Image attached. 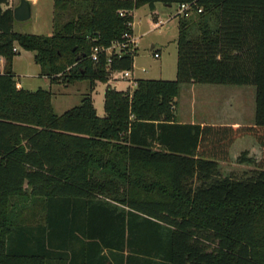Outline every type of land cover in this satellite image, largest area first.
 Segmentation results:
<instances>
[{"label": "trees", "instance_id": "obj_1", "mask_svg": "<svg viewBox=\"0 0 264 264\" xmlns=\"http://www.w3.org/2000/svg\"><path fill=\"white\" fill-rule=\"evenodd\" d=\"M11 1L0 0V264H75L79 245L88 264H264V0H54L52 36L15 33ZM156 4L193 7L179 16L176 80L108 88L99 117L96 82L132 72L137 54L94 63L93 48L129 31L121 11ZM17 47L52 85L90 82L80 106L57 115L50 90L20 88ZM189 84L254 86V126L178 123ZM246 136L262 159L223 176Z\"/></svg>", "mask_w": 264, "mask_h": 264}, {"label": "rangeland", "instance_id": "obj_2", "mask_svg": "<svg viewBox=\"0 0 264 264\" xmlns=\"http://www.w3.org/2000/svg\"><path fill=\"white\" fill-rule=\"evenodd\" d=\"M37 1V0H32ZM19 0H12V7L18 4ZM54 0H41L32 5V16L27 21H15L14 32L25 35L52 36L54 34ZM177 5L172 8H165L158 4L159 21L162 25L159 29L154 27L155 20L152 18V11L148 6L142 7L135 15L137 25V56L134 58L136 76L154 80L174 81L177 78L178 60V20H169V15H174ZM68 20L63 16L62 22ZM154 46V48H152ZM18 54L13 59V73L22 87L31 92L39 89L50 90L53 93V106L57 115H63L70 109L80 106L85 95L90 93L91 84L88 81L77 82L64 86L63 84L52 85L50 80L41 75L40 67L35 63V53L17 47ZM159 52L160 58L156 59L154 53ZM5 63L0 61V69L4 71ZM121 72L114 73L108 82L97 81L92 92L95 108L99 117L105 116V93L108 88L118 92H128L132 95L136 89L132 82L123 79ZM196 93L191 87L182 85L178 95L174 98V111L177 122H187L193 119L201 121V89H223V98L218 106L212 110L225 111L229 105H234L237 99V91L249 87L235 86H198ZM253 88V87H252ZM218 91V90H217ZM196 104L193 109V104ZM132 119V118H131Z\"/></svg>", "mask_w": 264, "mask_h": 264}, {"label": "crops", "instance_id": "obj_3", "mask_svg": "<svg viewBox=\"0 0 264 264\" xmlns=\"http://www.w3.org/2000/svg\"><path fill=\"white\" fill-rule=\"evenodd\" d=\"M38 1H32V5H35ZM175 5L169 7L164 6L165 8H172ZM146 7V6H144ZM178 8V6H177ZM139 11L136 10L134 12V20L135 15ZM152 18L155 22L159 21V13H158V4L155 6V11L152 12ZM177 19L179 22V16H177V11L174 15H169V20L173 21ZM134 34L137 35V25L135 23ZM154 48V46H152ZM2 63H5L4 58H0ZM0 72L3 73V70L0 69ZM136 69L134 65V69L132 71V76L135 79ZM137 80H154L148 79L141 76H136ZM169 81V80H164ZM187 87H191V91H197L198 86H209V85H198V84H189L186 85ZM214 86V85H211ZM19 87H22V84L19 83ZM221 87V86H219ZM235 87H249L248 89L238 90L237 91V99L234 105H229V109L225 111H216L212 110L213 106H218L222 100L223 89H201V121L196 119V115H193V119L187 122H178L181 124H191V125H201V126H254L255 124V117H256V88L254 86H235ZM253 87V88H252ZM218 90V91H217ZM52 105H53V98H52ZM196 104H193V109L195 108ZM54 108V106H53ZM246 154L245 162H238V159L241 157L242 154ZM230 162H222L220 161L219 164V171L223 176H237L241 177L245 174H249L251 171H254L256 167L254 164H250L247 160H254L256 162L260 161L263 157V150L258 142L250 136H246L243 138L238 139L230 148L229 151ZM81 245L78 246L77 250V263L75 264H88L84 262L85 259V252L81 251ZM61 264V263H59Z\"/></svg>", "mask_w": 264, "mask_h": 264}, {"label": "built area", "instance_id": "obj_4", "mask_svg": "<svg viewBox=\"0 0 264 264\" xmlns=\"http://www.w3.org/2000/svg\"><path fill=\"white\" fill-rule=\"evenodd\" d=\"M134 12L135 11H121L120 16L124 17L128 15L129 17H132V20H130L127 23V28L129 29L128 32H126L121 40L113 42L110 46L104 47V46H96L93 48L91 53V60L94 63H98L100 56L105 55L107 58L108 63H111L113 58H121L122 56L126 54L130 55H136L137 54V44L138 39L136 38L134 34V28H135V20H134ZM201 12V10H200ZM193 14V7L191 4H181L177 8V16L181 17H190ZM161 22H155L154 27L156 29H159L162 25ZM15 51H18L17 49ZM154 57L156 59L160 58L159 52L154 53ZM123 79L132 82V84L137 88V82L135 84L133 83L135 80L132 76V72L125 71L121 72ZM113 75V74H112Z\"/></svg>", "mask_w": 264, "mask_h": 264}, {"label": "water", "instance_id": "obj_5", "mask_svg": "<svg viewBox=\"0 0 264 264\" xmlns=\"http://www.w3.org/2000/svg\"><path fill=\"white\" fill-rule=\"evenodd\" d=\"M13 12L15 21L21 22L29 20L32 16L31 0H19L18 4L14 7Z\"/></svg>", "mask_w": 264, "mask_h": 264}]
</instances>
